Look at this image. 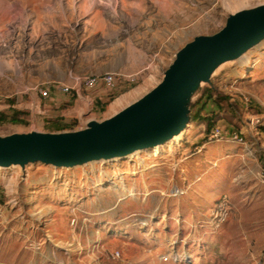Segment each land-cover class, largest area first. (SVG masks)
Listing matches in <instances>:
<instances>
[{"label": "rangeland", "instance_id": "rangeland-1", "mask_svg": "<svg viewBox=\"0 0 264 264\" xmlns=\"http://www.w3.org/2000/svg\"><path fill=\"white\" fill-rule=\"evenodd\" d=\"M260 4L264 0H0V113L25 112L24 121L0 123V135L71 130L54 122H77L76 129L81 121L118 113L156 86L187 42L219 31L230 13ZM116 54L138 78L111 90L119 96L104 113H44L41 90L73 86L96 67L115 63ZM241 61L221 65L212 78L215 90L203 83L192 103L207 90L223 97L224 114L212 112L214 125L224 119L219 125L245 137L248 125L264 124V43ZM212 105L202 112L218 110ZM192 120L193 127L174 136L173 153L149 157L137 150L116 164L73 168L0 165V264H264L260 167L244 145H204L208 124L196 131L202 119ZM120 173L125 189L117 191ZM223 194L232 203L230 216L212 230L208 221ZM172 251L178 259L164 260Z\"/></svg>", "mask_w": 264, "mask_h": 264}, {"label": "water", "instance_id": "water-1", "mask_svg": "<svg viewBox=\"0 0 264 264\" xmlns=\"http://www.w3.org/2000/svg\"><path fill=\"white\" fill-rule=\"evenodd\" d=\"M264 43V4L230 13L217 32L197 35L176 51L162 79L138 100L112 116L90 118L76 129L0 135V165L25 168L42 163L58 168L125 157L163 144L191 124L192 98L215 71Z\"/></svg>", "mask_w": 264, "mask_h": 264}, {"label": "crops", "instance_id": "crops-1", "mask_svg": "<svg viewBox=\"0 0 264 264\" xmlns=\"http://www.w3.org/2000/svg\"><path fill=\"white\" fill-rule=\"evenodd\" d=\"M112 58L116 59L117 61L115 63H107L105 65L99 66L95 68V73L100 74L102 72L106 71H115L119 72L124 75H135L138 73H135L136 70H131L129 66L124 61V57L121 54H116V56H111ZM222 78V77H220ZM112 91L107 89L103 84H99L97 87L93 88L92 90H87L83 89L80 93H78L76 99L73 101V104L71 105H64V103L68 102L71 100V95L70 94H63L60 92L57 88H52L49 89V96L48 97H43L41 99V102L44 103V113H51L49 115H55L56 117L64 116V117H76L79 118L82 114L84 113H89L90 111L94 110V105L96 99H100L103 101H106L108 99V95ZM216 97V94H214V98ZM233 99V98H230ZM204 102L207 101L206 99L203 100ZM209 100L207 103H211L214 106L218 107V105L212 101ZM39 102V104L41 103ZM111 104V102H110ZM109 104V105H110ZM107 105V107L109 106ZM212 105V106H213ZM106 107V108H107ZM205 108V107H204ZM214 113H219V115H223L224 112L218 107V110H213L209 109L207 114L205 112L201 111V115L203 117L206 116H212V112ZM206 114V115H205ZM224 119H218V123L223 121ZM200 120L196 121L195 123H198ZM193 122L190 124L191 127H193ZM207 124V121L201 120L199 125L196 126V131L203 130L205 131V125ZM224 129V125H221ZM249 126V127H248ZM244 130L246 131V136L247 137V143L245 146L246 149H248L249 154L254 155L253 160L255 165L257 167L264 166V124H259L254 126V128H257L256 130H253V126L248 125ZM208 131V129L206 130ZM228 131V130H227ZM203 135V133H199L198 136ZM249 137V139H248ZM228 143H236L240 144L237 142H228ZM242 145V144H240ZM204 147V146H202ZM253 149V150H252ZM251 164V162H249ZM210 174V171H207L206 173H203L200 176H197V180H205L206 175ZM208 174V175H209ZM185 193V191H183ZM188 192V191H187ZM183 193V194H184ZM169 248V247H168ZM171 261H168L166 263L159 262L160 264H171Z\"/></svg>", "mask_w": 264, "mask_h": 264}, {"label": "built area", "instance_id": "built-area-1", "mask_svg": "<svg viewBox=\"0 0 264 264\" xmlns=\"http://www.w3.org/2000/svg\"><path fill=\"white\" fill-rule=\"evenodd\" d=\"M138 78V74L124 75L115 71H108L103 74H90L86 75L76 82L75 85L70 86L65 83H59L56 88L63 94H71L74 91L77 95L83 89H91L97 87L99 84H103L107 89L114 90L119 85L121 80L127 79L129 81H135ZM43 97L49 96V90H41ZM192 121V120H191ZM207 134V139L204 145L222 141V142H237L242 145H246V138L240 134V132H230L224 129L221 125L215 124ZM201 147V146H200ZM257 179L264 184V166H260L257 174ZM184 190L177 189L176 192L183 194ZM231 200L228 194H223L219 201L215 204L211 217L208 223L211 224L212 230L219 229L229 218L231 210ZM75 220L73 219V222ZM175 260L178 259V254L172 251L169 255L163 256L164 260H168L171 257ZM116 257H120V253H116Z\"/></svg>", "mask_w": 264, "mask_h": 264}, {"label": "trees", "instance_id": "trees-1", "mask_svg": "<svg viewBox=\"0 0 264 264\" xmlns=\"http://www.w3.org/2000/svg\"><path fill=\"white\" fill-rule=\"evenodd\" d=\"M118 94L119 93H116V92H114L112 94H109L108 95V99L106 101H103V100H100V99H96L95 105H94V110L96 112H99V113H104L106 111L107 105H109L110 102H112L115 98H117L119 96ZM70 95H71V100L68 101V102H66V104H64L66 106L73 104V101L77 97V94L74 91H72V93ZM204 99H206L207 101L213 100L218 105V107L220 108L221 100L224 99V98L221 97V96H218V97H215L214 98L213 91L212 90H207L204 93L203 98H201V100L198 103L203 102ZM207 101H205V103L203 102V107L199 109L198 113L193 114L192 115V118L195 115L199 120L202 119V120L207 121V124H208V128L207 129L210 130L214 126L212 116H210V117L209 116L203 117L201 115V111L206 106ZM24 113L25 112H23L21 110H18L16 108L13 109V111H12V113L10 115L5 114V113H0V123H4V122L17 123V122H20V121H24L21 118V116L24 115ZM76 124H77V122H74L73 124H70V125H68V124H62L58 120L54 122V125L57 126L59 129H65V128H70V127L73 128Z\"/></svg>", "mask_w": 264, "mask_h": 264}, {"label": "bare ground", "instance_id": "bare-ground-1", "mask_svg": "<svg viewBox=\"0 0 264 264\" xmlns=\"http://www.w3.org/2000/svg\"><path fill=\"white\" fill-rule=\"evenodd\" d=\"M251 58H246L243 62V64H248L250 62ZM248 66V65H247ZM178 145L177 143V139L175 137H172L171 139H169L167 142L163 143V144H159V145H156L155 147L151 148V149H147L145 150V152L147 153V155L149 157H152V156H156V155H163L164 153L166 152H171L173 153L174 150H175V147ZM137 151V150H136ZM139 154V153H138ZM131 158V155L130 157ZM122 159V158H121ZM117 161H120V157H116L114 159H110L109 160V163H115ZM142 160L140 159V162ZM116 164V163H115ZM141 166L144 167V163L141 162L140 163ZM114 165V164H113ZM111 180V179H110ZM123 180H124V176L122 175V173L119 174L118 176V182H113V185L115 187V189L117 191H121V190H124L125 187L123 185ZM112 183V182H111ZM131 195H135L136 194V191L133 190L131 192H129Z\"/></svg>", "mask_w": 264, "mask_h": 264}]
</instances>
